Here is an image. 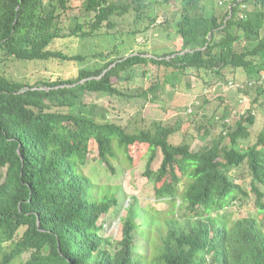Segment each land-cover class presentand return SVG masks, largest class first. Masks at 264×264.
<instances>
[{"label":"trees","instance_id":"trees-1","mask_svg":"<svg viewBox=\"0 0 264 264\" xmlns=\"http://www.w3.org/2000/svg\"><path fill=\"white\" fill-rule=\"evenodd\" d=\"M75 1L0 0V264H264V0ZM15 61L77 71L32 83L4 71ZM194 76L239 99L219 95L212 109L201 90L178 125L142 110L124 124L84 101L168 110ZM91 157L112 173L147 157L167 207L131 202L110 245L102 231L120 187L93 181Z\"/></svg>","mask_w":264,"mask_h":264},{"label":"rangeland","instance_id":"rangeland-1","mask_svg":"<svg viewBox=\"0 0 264 264\" xmlns=\"http://www.w3.org/2000/svg\"><path fill=\"white\" fill-rule=\"evenodd\" d=\"M80 0H76L75 3H79ZM218 1V0H217ZM156 36L155 34L152 38ZM155 38V37H154ZM159 41V40H157ZM8 75L13 78L20 79L22 81H29L34 83L38 81L43 76H63L69 77L76 73L77 65L75 63H65L60 62L55 63H38V62H12L6 70H4ZM143 72L144 69L140 67L136 75V86L143 83ZM145 86H149L153 83L152 80L146 78L144 80ZM198 83L197 88L195 87ZM231 87V86H230ZM201 90L207 93V97L212 99L208 107L214 108L220 102L218 96L224 97L229 102H235L238 97V92L235 86L229 88L228 86H223L219 84L216 87L204 88L201 82H197V78L193 77V86L189 87L185 82H183L180 87L177 88V94L172 98L168 110L165 109L166 104L164 102L149 103L145 98L142 97H102L100 94L87 93L85 95L84 101L91 106H103L107 108L110 112V116L114 119H118L120 122L126 124L129 119L137 115V113L142 110L145 116L151 118H161L166 123H173L178 125L180 121L186 120L188 118L187 109L191 105L193 98H196ZM195 100V99H194ZM228 102V103H229ZM250 103L249 99H246L245 103L241 104L239 112H243ZM264 123V117L260 116L259 124ZM178 141V140H176ZM203 140L199 139V143ZM162 154L159 152L156 161L153 164V168L157 169L162 162ZM85 167L87 174L100 185H113L119 186L118 191L119 205L114 207L108 216L105 223V228L102 231L106 237L111 239V244L121 238L122 235V224L121 217L126 215V206L131 202L135 204H140L143 207L148 205L156 206L157 208L165 209L167 206L163 203H156L155 191L153 183H151L147 176H145V170L147 166V157L140 160L137 165L133 168H127L124 163L117 162L115 168L116 173H112L104 163L100 160H94L93 157ZM251 212L257 215L255 209H245V213ZM182 213V211L180 212ZM246 215V214H245ZM139 221H143L142 217ZM141 248L146 247V241L143 237L138 239Z\"/></svg>","mask_w":264,"mask_h":264}]
</instances>
